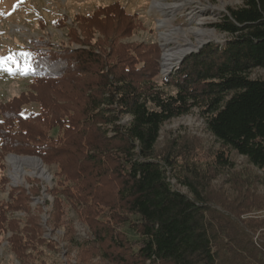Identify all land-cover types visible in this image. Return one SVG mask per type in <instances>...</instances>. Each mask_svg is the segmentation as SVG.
Here are the masks:
<instances>
[{
  "label": "trees",
  "instance_id": "16d2710c",
  "mask_svg": "<svg viewBox=\"0 0 264 264\" xmlns=\"http://www.w3.org/2000/svg\"><path fill=\"white\" fill-rule=\"evenodd\" d=\"M97 15L127 18L113 5L85 17L87 23ZM129 26L121 22L123 31ZM213 27L229 39L158 81L153 48L146 61L105 34L81 44L84 50L35 43L31 87L50 94L38 99L37 113L10 107L1 114L0 151L56 164L62 180L55 192L81 210L91 231L90 241L69 240L79 264L96 246L113 264H264V196L246 190L242 200H206L180 181L189 198L170 182L175 163L155 150L164 123L198 109L223 149L215 168L232 170L227 153H234L264 174V77L252 78L264 70V0H242ZM109 181L113 200L97 193ZM23 195L0 205V226L13 233L9 244L17 252L41 237L31 220L22 239L15 222L6 223L7 213L27 211ZM97 206L105 213L93 217Z\"/></svg>",
  "mask_w": 264,
  "mask_h": 264
},
{
  "label": "rangeland",
  "instance_id": "374dc122",
  "mask_svg": "<svg viewBox=\"0 0 264 264\" xmlns=\"http://www.w3.org/2000/svg\"><path fill=\"white\" fill-rule=\"evenodd\" d=\"M188 1L0 0V57H7L11 51L17 54V60L22 65L23 58L18 54L21 51L32 53V63L34 45L38 42L47 44L53 50H84L88 47L83 45L94 44L95 39L114 37L117 45L137 50L146 61L152 53L151 48L157 50L158 81L193 55L201 54L212 45L222 46L229 36L217 32L213 26L223 19L228 9L238 8L242 4V0ZM113 5L123 8L127 14L124 21L108 20L97 15L96 23H87L85 17L97 13L99 8ZM174 5L178 7L171 10L169 7ZM121 22L124 26L130 23L128 31L121 29ZM104 34L105 37L102 36ZM76 35H81L82 39L78 40ZM184 46L192 47L191 51L175 66L166 69L163 66L164 55ZM12 67L15 69V65ZM263 77L264 70L252 74V78ZM32 82L30 72L9 73L0 67V118L10 107L20 108L25 116L38 112V99H43L50 92L43 93L42 89L39 91L31 87ZM50 134L54 136L56 130ZM155 150L160 158L175 163L176 169L169 173L170 182L175 190L189 198L193 195L180 181L191 182L206 200H242L246 190L264 196V174L249 165L244 157L227 153L234 163L232 170L215 168L214 157L223 149L207 131L198 109L164 123ZM13 157L37 160L44 175H35L32 167L27 165L17 167L15 174L10 162ZM58 170L56 164H46L34 155L0 151V205L6 204L20 190L24 191L23 199L27 200V211L7 213L6 223L15 222L14 225L20 230L17 237L22 239L26 235L23 229L31 220L30 223L39 226L37 232L41 236L34 245L22 247L17 252L9 244L13 233L5 224L0 226V264L80 263L79 251L70 246L69 240L77 243L90 241L91 231L79 214L81 210L55 192L58 182L62 180ZM111 182L97 192L98 196L106 200L114 199V183ZM101 213H105V209L97 206L93 217H99ZM98 252L99 248L94 247L87 255L86 263L82 264H113L103 261Z\"/></svg>",
  "mask_w": 264,
  "mask_h": 264
},
{
  "label": "bare ground",
  "instance_id": "6f19581e",
  "mask_svg": "<svg viewBox=\"0 0 264 264\" xmlns=\"http://www.w3.org/2000/svg\"><path fill=\"white\" fill-rule=\"evenodd\" d=\"M183 1L186 3L189 2L188 0H183ZM184 2H182V3L186 4ZM177 7H178V5H174V6L169 7V8L171 10H174ZM169 8H167V9H169ZM165 46H166V44H165ZM191 48L192 47H190V46H184L182 49H179V50L177 49L175 51H172V53L169 55H164L165 57H164L163 66L166 69H170L171 67L175 66L184 55H186L188 52L191 51ZM10 162H11V166L13 168L14 173L16 172V170H18L17 167H20L21 165H27V166L32 167L35 175H37V176H43L44 175V172H43L39 162L35 159H28V158L23 159V158L13 157L10 159Z\"/></svg>",
  "mask_w": 264,
  "mask_h": 264
},
{
  "label": "snow or ice",
  "instance_id": "6c2138e0",
  "mask_svg": "<svg viewBox=\"0 0 264 264\" xmlns=\"http://www.w3.org/2000/svg\"><path fill=\"white\" fill-rule=\"evenodd\" d=\"M18 55L23 58L22 65L17 60V54L11 53L10 51V54L7 57H0V67H3L9 73H13L14 71H19L22 74H27L28 72L32 71L33 70L31 65L32 53L21 51ZM12 65H15V69L12 67Z\"/></svg>",
  "mask_w": 264,
  "mask_h": 264
}]
</instances>
